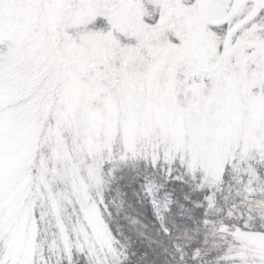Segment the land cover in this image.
<instances>
[{"label":"snow or ice","instance_id":"1","mask_svg":"<svg viewBox=\"0 0 264 264\" xmlns=\"http://www.w3.org/2000/svg\"><path fill=\"white\" fill-rule=\"evenodd\" d=\"M45 70L49 78L87 73L86 82L99 79L121 100L140 104L151 130L120 158L139 160L166 181L204 191L210 164H223L222 181L238 155L264 156V0H0V264L49 258L34 250L29 229L34 225L40 243L44 217L54 209L32 207L26 222L10 185L22 150L21 98ZM104 167L114 179L117 169ZM94 199L118 241L111 202ZM74 212L71 223L56 228L57 235L66 231L58 264H75V256L91 264L86 241L94 230L79 204ZM229 216L225 227L264 237L256 213ZM103 251L97 246V255ZM111 255H119L118 243ZM218 260L264 264V252L228 242Z\"/></svg>","mask_w":264,"mask_h":264},{"label":"rangeland","instance_id":"2","mask_svg":"<svg viewBox=\"0 0 264 264\" xmlns=\"http://www.w3.org/2000/svg\"><path fill=\"white\" fill-rule=\"evenodd\" d=\"M86 76L87 73L79 76L73 73L66 79L57 71L49 78V72L45 70L40 80L24 92L21 98V103L25 104L22 150L19 163L10 175V185L13 194L25 205L26 222L32 207L45 212L49 207L54 209V214L44 217L46 224L40 243L35 242L38 233L34 225L29 229L36 252L44 250L55 262L60 260L66 231L57 235L56 228L71 223L74 205L79 204L84 219L94 230V236L86 241L93 250L91 262L108 264L111 258L104 253L110 252L109 240L95 203L94 198L100 197L99 188H96L104 183L105 164L111 163L119 170L135 163L132 159L125 162L120 154L125 148L142 142L151 130V120L131 97L121 100L99 79L86 82ZM44 81L47 82L41 87ZM228 155L230 157L232 153ZM260 166L264 167V156L260 154L252 159L248 154L237 156L232 172L250 177L246 183L245 201L231 210L233 217L254 212L264 218V195H261L256 177ZM208 168L204 184L214 185L221 179L223 164L213 163ZM145 189L161 223L165 201L157 199L150 186ZM77 230L85 235L82 226ZM222 232L224 239L225 235L229 237L228 242L240 241L264 252V237L227 227H222ZM97 246L104 250L99 255ZM47 264L51 261L47 260Z\"/></svg>","mask_w":264,"mask_h":264},{"label":"trees","instance_id":"3","mask_svg":"<svg viewBox=\"0 0 264 264\" xmlns=\"http://www.w3.org/2000/svg\"><path fill=\"white\" fill-rule=\"evenodd\" d=\"M104 166V183L96 189L99 188L101 202L105 197L111 202L109 223L118 236V241L113 239L101 215L109 240L108 264H222L218 257L226 249L229 238L227 235L223 238L222 227L229 221L234 205L239 207L245 201L250 176L235 175L231 169L222 181L214 185L206 183L201 191L200 186L193 188L166 181L162 174H154L139 160L117 170L114 179L105 175ZM257 171L263 196L264 167ZM147 185L157 199L165 201L161 223L145 189ZM208 188L211 197L205 200ZM165 228L170 235L164 234ZM117 243L119 255L114 257L111 253ZM48 260L51 264L59 262L50 257ZM74 260L75 264H85L80 256Z\"/></svg>","mask_w":264,"mask_h":264}]
</instances>
